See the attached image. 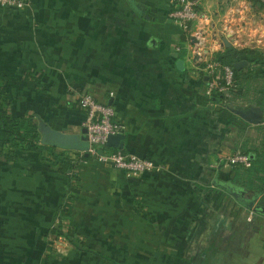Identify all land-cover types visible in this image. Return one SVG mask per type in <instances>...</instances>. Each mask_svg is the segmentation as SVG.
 <instances>
[{
	"label": "crops",
	"instance_id": "0c3cea01",
	"mask_svg": "<svg viewBox=\"0 0 264 264\" xmlns=\"http://www.w3.org/2000/svg\"><path fill=\"white\" fill-rule=\"evenodd\" d=\"M135 1L142 13L129 0L0 6V72L10 93L22 90L13 115L37 110L52 128L79 133L86 113L78 97L89 92L111 102L125 125L124 153L157 164L132 178L99 161H74L82 191L69 223L88 246L106 249L108 262L131 263L135 249L154 247L175 253L172 264H264V215L236 206L219 185L236 181L231 155L264 143V5L200 0L213 19L209 40L221 43L215 56L247 62L225 102L207 92V74L170 17L175 3ZM255 106L257 124L235 112ZM68 183L35 151L17 150L14 161L0 155V264H67L49 256L46 235ZM248 193L264 208L261 193Z\"/></svg>",
	"mask_w": 264,
	"mask_h": 264
},
{
	"label": "built area",
	"instance_id": "2783aa9c",
	"mask_svg": "<svg viewBox=\"0 0 264 264\" xmlns=\"http://www.w3.org/2000/svg\"><path fill=\"white\" fill-rule=\"evenodd\" d=\"M35 0H0L1 7L26 9L33 6ZM175 9L170 13L173 22L190 42L196 61L203 66L207 74V92L220 96L228 102L233 98L236 88L235 67L226 62L221 56H215L220 48L219 41L209 40V31L213 23L212 16L202 12L200 0H171ZM264 5V0H257ZM179 50V47H176ZM78 105L86 113L82 123L87 128L89 148L88 153L103 164H111L124 170L131 177H140L156 172L157 164L149 158L131 156L122 149L114 152H103L110 135L124 133L125 125L118 120L115 108L107 103L98 101L89 92L80 94ZM232 165L247 168L251 165V158L247 153L236 151L228 158Z\"/></svg>",
	"mask_w": 264,
	"mask_h": 264
},
{
	"label": "trees",
	"instance_id": "16d2710c",
	"mask_svg": "<svg viewBox=\"0 0 264 264\" xmlns=\"http://www.w3.org/2000/svg\"><path fill=\"white\" fill-rule=\"evenodd\" d=\"M241 71L242 69L235 68V77L236 72L240 73ZM253 74L254 71L252 70L246 77L251 78ZM27 77L32 76L27 74ZM7 81L8 76L0 72V155L8 161H14L17 150L35 151L42 160L51 162L58 167L60 173L67 176L69 186L62 195L61 203L57 210L58 224L51 231L58 236H64L78 249L83 248L86 245L80 239V235H77L71 225L65 223V220L72 216L76 196L81 192V187L78 185L80 177L77 175L76 163L69 155V150L61 149L58 153H54L53 150L56 147L40 143L41 133L39 131L38 117L35 113L26 111L21 116L13 115L12 108L15 96L8 91ZM35 82L40 90H49L48 88L46 89L44 83L38 82L36 79ZM50 105L53 106L54 102H50ZM101 150L109 153L117 149L104 145ZM45 151H51L52 158L46 157ZM241 151L250 156L251 165L247 168L241 165H233L236 172V181L238 180L242 186L251 191L261 193V198L264 199V143L260 146L243 148ZM90 157L91 155L86 156L83 154L81 159H90ZM232 182H235V180H232ZM101 256L107 258L105 255Z\"/></svg>",
	"mask_w": 264,
	"mask_h": 264
},
{
	"label": "rangeland",
	"instance_id": "374dc122",
	"mask_svg": "<svg viewBox=\"0 0 264 264\" xmlns=\"http://www.w3.org/2000/svg\"><path fill=\"white\" fill-rule=\"evenodd\" d=\"M7 8L8 7H5L4 9H7ZM20 91H22V90L17 88V89H14V92H16V93H13V94L11 93V94L15 96V99H18L16 94L20 93ZM13 104H14V102H13ZM20 107H22V104ZM17 109H20L19 106ZM30 112L35 113L37 115L38 122H40V120H42V118H40L39 114L37 113V110H33ZM39 112L42 113L43 110L40 109ZM59 151H61V150H58V149L53 150L54 153H58ZM79 152H81V151H79ZM44 154L52 156L51 151H45ZM83 154L84 153L81 152V153H79V155H77L78 156L77 158H73V157H71V158L74 159L73 161H76L77 159H81V156ZM90 160L97 161L92 156L90 157ZM106 165L111 166L115 169H118L111 164H106ZM119 170H121V169H119ZM122 171H124V170H122ZM77 172H78V170H77ZM124 172L127 176H129L126 171H124ZM77 175H79V177H80V181L78 182V185L81 187V191H82V186H81L82 180H81V176H80L79 172L77 173ZM129 177H131V176H129ZM222 179H223V182H227L229 180L227 178V175ZM68 182H69V180H68ZM235 182L238 184H241L238 182V180ZM68 186H69V183H68ZM67 189H68V187H67ZM224 191H226L229 199L232 200L236 206H240L243 209L245 208L248 213H250V211L253 210L252 208L248 207L246 204H244L238 200L240 198V196L235 197L231 192L227 191L226 189ZM79 195L80 194H78L76 196V199L79 197ZM245 201H247V200H245ZM252 201H254V200H252ZM255 204L256 203L254 202L253 206H256ZM138 205H139L138 200H136L135 206L133 208L136 210V212L139 213V212H142L140 210L142 207L138 208ZM69 219L70 218L66 219L65 223L70 225ZM57 224H58V218H57V213H56V216L50 225V231L46 235L47 244L49 245V252H50L49 256L50 257H53L56 259H58L57 257L62 258V259L66 258L67 264H75V262H76V264H121L120 262H114V263L108 262L107 258L101 256L103 254L100 253V252H102V250L104 252H106V249H97V248H92V247L88 246L86 244V239H84V235L78 233L75 230L77 235H80L81 238L79 236H75V237L76 238L78 237L81 240H83L85 242V245H86L85 247L83 246V248L78 249L77 247H75V245H73L70 241H68L64 236H58L56 233L51 231L54 227H56ZM149 234L152 236L155 235V233H152V232H150ZM119 250H122V249H119ZM134 251L138 252L139 254L132 256V258H131L132 262L127 263V264H172L171 261L173 260V257H175V253L174 254L171 253L170 249H161V248L149 247V248H139V249L137 248ZM140 252H143V253L140 254ZM104 255H106V254H104ZM44 256L46 257V255H44ZM139 256H141L140 259H139ZM142 257L143 258L145 257L146 259L143 260ZM161 257L163 260L158 261ZM114 260H112V261H114Z\"/></svg>",
	"mask_w": 264,
	"mask_h": 264
},
{
	"label": "water",
	"instance_id": "95a60500",
	"mask_svg": "<svg viewBox=\"0 0 264 264\" xmlns=\"http://www.w3.org/2000/svg\"><path fill=\"white\" fill-rule=\"evenodd\" d=\"M129 1L131 5L136 9V11L142 13L145 10L144 6H142L141 3H138L135 0H129ZM245 63L247 62L238 61L234 63V66L237 69H240L242 65ZM177 65L179 69H182L184 65L183 60H179L177 62ZM215 99L220 100V97L218 98L216 97ZM109 104L111 105L112 103L109 102ZM235 112L246 121L254 124L259 123L262 118V109L258 106L252 107L248 111H235ZM39 131L41 133L40 143L43 145L54 146L63 150H77L83 152L86 156L89 155L88 153L89 142L87 135L88 131L86 127H83L79 133L64 132L58 129H54L50 125H48L44 120H40ZM124 139H125L124 133L110 135L107 139L106 146L109 148L123 149ZM215 183L217 182L215 181ZM219 185L228 191H232L235 197H238L239 195L244 196L246 193V190L244 188L237 186H236V190H233V185H234L233 182L227 184L220 183ZM254 202L255 200L246 201L244 202V204L252 208L253 211H255L256 213H260L264 215V208L258 205L253 206Z\"/></svg>",
	"mask_w": 264,
	"mask_h": 264
},
{
	"label": "flooded vegetation",
	"instance_id": "af4514ba",
	"mask_svg": "<svg viewBox=\"0 0 264 264\" xmlns=\"http://www.w3.org/2000/svg\"><path fill=\"white\" fill-rule=\"evenodd\" d=\"M236 186H237V187H241L242 185H241V184H236V185L234 184V185H233V190H236ZM241 188H244V189L246 190V193H245L244 196L239 195L240 198H239L238 200L241 201L242 203L246 202L245 200H247V201H252L253 199H252V198L250 197V195H249V194H251V193H248V192H251V190L245 188L244 186H242ZM227 191H228V190H227ZM229 192L232 193V191H229ZM232 194H233V193H232Z\"/></svg>",
	"mask_w": 264,
	"mask_h": 264
}]
</instances>
